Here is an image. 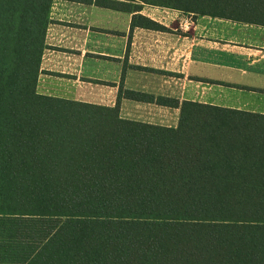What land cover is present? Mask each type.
Here are the masks:
<instances>
[{"label": "trees", "instance_id": "16d2710c", "mask_svg": "<svg viewBox=\"0 0 264 264\" xmlns=\"http://www.w3.org/2000/svg\"><path fill=\"white\" fill-rule=\"evenodd\" d=\"M142 1L264 23V0ZM52 2L0 0V264H264V114L160 97L166 127L39 94Z\"/></svg>", "mask_w": 264, "mask_h": 264}, {"label": "crops", "instance_id": "0c3cea01", "mask_svg": "<svg viewBox=\"0 0 264 264\" xmlns=\"http://www.w3.org/2000/svg\"><path fill=\"white\" fill-rule=\"evenodd\" d=\"M107 1L53 0L39 94L166 127L178 126L180 106L160 97L264 114V23Z\"/></svg>", "mask_w": 264, "mask_h": 264}]
</instances>
